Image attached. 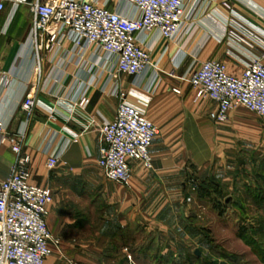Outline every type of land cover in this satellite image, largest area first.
<instances>
[{"label": "crops", "instance_id": "0c3cea01", "mask_svg": "<svg viewBox=\"0 0 264 264\" xmlns=\"http://www.w3.org/2000/svg\"><path fill=\"white\" fill-rule=\"evenodd\" d=\"M35 1L17 5L4 0L0 12V74L8 80L0 85V123L8 133L22 136L33 182L52 192L47 225L60 245L44 264H67L62 257L72 264H103L116 233L128 238L138 224L146 232L165 234L179 206L187 162L197 172L231 152L234 141L224 138L233 133L240 138L235 139L240 152L245 135L264 139V124L230 131L232 121L214 122L209 113L216 104L194 99L188 81L205 60H218L239 74L264 54V0H183L188 19L172 39L156 30L137 35L151 62H161V73L149 66L140 75L120 73L116 79L110 73L112 57L98 48L80 49L68 35L50 47L44 35L34 41L30 4ZM85 1L134 14L125 0ZM6 6L11 10L2 19ZM128 77L137 79L129 83ZM119 90L158 128L150 147L151 168L130 160L131 177L124 184L108 180L97 165L99 127L115 117ZM26 95L35 103L29 117L21 107ZM81 96L89 99L84 108L78 105ZM52 154L58 162L48 169L46 159ZM14 160L9 146L0 144V181Z\"/></svg>", "mask_w": 264, "mask_h": 264}, {"label": "built area", "instance_id": "2783aa9c", "mask_svg": "<svg viewBox=\"0 0 264 264\" xmlns=\"http://www.w3.org/2000/svg\"><path fill=\"white\" fill-rule=\"evenodd\" d=\"M125 1L134 14H121L85 0H36L30 4L32 37L35 41L44 35L50 47L60 35H68L80 49L92 46L110 55L114 79L120 73L140 75L150 66L151 58L137 42V35L156 30L162 38L172 39L188 17L183 0ZM13 2L18 5L27 0ZM4 6L0 0V12ZM188 81L194 99L208 98L216 104L209 113L214 121L225 120L239 105L264 117V54L254 57L239 74L230 73L218 60H205L190 73ZM7 83L0 74V85ZM172 90L180 93L178 88ZM120 97L115 117L99 127L97 165L108 180L124 184L131 177L130 160L151 168L150 147L158 128L123 93ZM88 101L81 96L79 107H86ZM34 104L31 95L24 97L21 107L27 117ZM0 144L9 146L15 155L8 177L0 181V264H44L60 245L47 225L52 192L33 182L31 158L22 150V136L8 133L1 123ZM57 162V154L49 155L46 166L53 169Z\"/></svg>", "mask_w": 264, "mask_h": 264}, {"label": "rangeland", "instance_id": "374dc122", "mask_svg": "<svg viewBox=\"0 0 264 264\" xmlns=\"http://www.w3.org/2000/svg\"><path fill=\"white\" fill-rule=\"evenodd\" d=\"M10 8L5 7L2 19ZM150 66L161 73V62L152 60ZM134 79L128 77V82ZM120 91L118 101L120 93L125 94ZM228 120L233 122L230 131H252V124H264V117L242 105L231 109L225 120L213 121ZM236 137L233 133L224 138L233 139L231 152L204 169L195 172L187 162L179 206L173 224L164 225L165 234L146 232L144 225L138 224L133 225L128 238L116 233L106 246L103 264H264V139L247 134L242 140L244 151L237 152L235 139L240 138ZM90 198L87 192L86 199Z\"/></svg>", "mask_w": 264, "mask_h": 264}, {"label": "water", "instance_id": "95a60500", "mask_svg": "<svg viewBox=\"0 0 264 264\" xmlns=\"http://www.w3.org/2000/svg\"><path fill=\"white\" fill-rule=\"evenodd\" d=\"M227 200H228V199H226V201H227ZM195 253H196L197 256L200 254L198 249L195 250ZM219 264H225V263H224V262H220Z\"/></svg>", "mask_w": 264, "mask_h": 264}]
</instances>
